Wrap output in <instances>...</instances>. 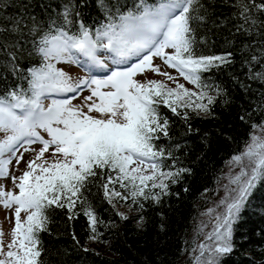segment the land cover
Masks as SVG:
<instances>
[{
  "label": "snow or ice",
  "instance_id": "1",
  "mask_svg": "<svg viewBox=\"0 0 264 264\" xmlns=\"http://www.w3.org/2000/svg\"><path fill=\"white\" fill-rule=\"evenodd\" d=\"M10 6L13 0H0V12ZM221 6L231 9L228 15H217L216 0H60L55 6L38 0L39 13L29 4L19 14L0 15V178H10L18 190L0 185V207L10 222L15 219L7 242L0 228V264H44L40 234L57 209L69 221L82 212L88 239L99 240L104 222L92 195L102 194L116 217L137 219L142 228L146 203L161 204L170 185L191 174L160 143L170 139L171 120L163 110L191 133L199 131L189 123L193 113L213 116L214 105L230 103L223 83L204 75L235 63L232 51H202L212 36L227 29L226 43L240 41L246 71L243 80L232 75L235 84L246 94H254L250 82L264 84V0H221ZM62 64L86 74L73 78ZM255 103L238 114L252 131L228 161L224 196L202 214L212 226L193 249L194 264H227L238 250L234 226L264 186V118L252 119L254 113L264 117V91ZM13 163L18 170L24 165L21 175L10 172ZM257 235L264 240V230ZM72 239L79 244L75 234Z\"/></svg>",
  "mask_w": 264,
  "mask_h": 264
},
{
  "label": "trees",
  "instance_id": "2",
  "mask_svg": "<svg viewBox=\"0 0 264 264\" xmlns=\"http://www.w3.org/2000/svg\"><path fill=\"white\" fill-rule=\"evenodd\" d=\"M89 2L95 4V0ZM13 3L14 6L3 10L0 15L19 14L29 4L34 13L42 11L36 7L38 0H13ZM51 3L55 6L60 0H51ZM216 3L217 15L229 14L231 9L221 6V0H216ZM92 15L96 13L92 12ZM226 37L230 39V34L227 29H223L212 36L209 46L202 51L215 55L227 51L234 53L235 63L231 67L221 71L213 69L204 74L216 83H223L230 103L227 106L214 105L213 116L200 118L193 113L189 123L194 130L199 131L191 133L179 117L172 116L167 109L163 110L171 120L170 139L162 138L160 143L171 147L174 155L180 157L182 165L192 169L191 174H185L178 184L170 185V195L163 197L161 204L146 203L142 228L137 227V219L121 221L116 217L103 201L102 194L90 196L98 218L104 222L98 227L102 236L97 241L88 239L90 228L82 212L79 217L69 221L67 213L57 209L50 214L48 231L40 234L44 264H194L193 248L198 245L196 241L211 230L209 218L202 222L201 228L197 220L202 210L213 205L211 198L217 193L227 161L244 149L249 132L252 131L250 123H242L238 114L243 109L252 111L255 102L260 100V93L264 91V84L250 82L254 94H246L234 83L232 75L243 80L246 69L241 70L240 41L229 44L226 43ZM3 75V71H0L1 92L4 90ZM8 79L11 81L12 77ZM262 118L260 114L254 113L252 119L258 123ZM225 136L231 139H225ZM95 191L93 188L92 192ZM262 210L264 186L258 185L234 226L238 250L227 264H264V252L261 251L264 249V240L257 235V232L264 230ZM131 215L137 216L136 213ZM73 234L79 244L72 239ZM242 237H247V240L240 243ZM85 247L89 250L84 251Z\"/></svg>",
  "mask_w": 264,
  "mask_h": 264
},
{
  "label": "rangeland",
  "instance_id": "3",
  "mask_svg": "<svg viewBox=\"0 0 264 264\" xmlns=\"http://www.w3.org/2000/svg\"><path fill=\"white\" fill-rule=\"evenodd\" d=\"M156 63H159V61H156ZM168 71L169 72H171L172 73V75H174V76H177L178 74L177 73H175V71L174 70H172V69H168ZM149 78H156V79H159V77H155L154 75H150V77ZM179 79V81H182L183 80V78H178ZM0 138H1V135H0ZM28 158V156H26V159ZM228 161H230V159L228 160ZM228 161H227V163H226V165H225V169H224V171H223V174H222V177H221V179H220V181H219V183H218V187H217V190H216V194H215V196L213 197V198H211V201H214L213 202V205L210 207V208H215L216 207V204H217V202L219 201V199L221 198V197H223L224 196V194H225V185H227L228 184V177H229V175H231V173H230V171H229V164H228ZM23 168H24V165H22L21 167H20V172L22 173V171H23ZM14 172V173H16L17 172V168H15V164L13 163V165H11L10 166V172ZM236 171H238V169H236V168H232V172H236ZM2 179V180H1ZM6 181H9L8 183H5V184H3V186L5 187V189L7 190H14L13 189V186H12V182H11V179L10 178H8V179H3V178H0V185H2L1 183H4V182H6ZM215 199V200H214ZM207 209H209V208H207ZM207 209H205V210H202L201 211V214H200V216H199V218H198V220H197V224H198V226L201 228V224H202V222H204V220L205 219H207V218H209L210 219V221H211V217L210 216H208V215H202L203 213H206V211H207ZM4 212H6V210H4ZM8 224L7 225H5L6 223L4 222V224L3 223H1V225H0V228H2V230L4 231V233H5V238H6V242H7V240H8V233L10 232V221H8L7 222ZM200 239H201V241L200 242H202V240H204V234H202L201 235V237H200ZM199 237H198V239H197V244H199L200 242H199ZM199 242V243H198ZM196 247V246H195ZM195 247L193 248V249H195Z\"/></svg>",
  "mask_w": 264,
  "mask_h": 264
}]
</instances>
